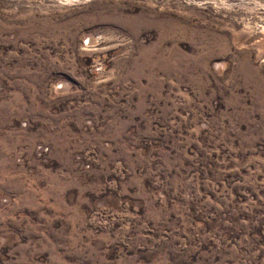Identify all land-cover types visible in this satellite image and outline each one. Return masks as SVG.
Returning <instances> with one entry per match:
<instances>
[{
  "label": "rangeland",
  "instance_id": "rangeland-1",
  "mask_svg": "<svg viewBox=\"0 0 264 264\" xmlns=\"http://www.w3.org/2000/svg\"><path fill=\"white\" fill-rule=\"evenodd\" d=\"M0 264H264V0H0Z\"/></svg>",
  "mask_w": 264,
  "mask_h": 264
}]
</instances>
